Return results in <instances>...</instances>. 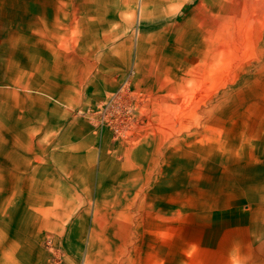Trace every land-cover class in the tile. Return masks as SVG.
Returning <instances> with one entry per match:
<instances>
[{"label": "rangeland", "instance_id": "1", "mask_svg": "<svg viewBox=\"0 0 264 264\" xmlns=\"http://www.w3.org/2000/svg\"><path fill=\"white\" fill-rule=\"evenodd\" d=\"M91 2L0 0V264L259 244L264 0Z\"/></svg>", "mask_w": 264, "mask_h": 264}, {"label": "crops", "instance_id": "2", "mask_svg": "<svg viewBox=\"0 0 264 264\" xmlns=\"http://www.w3.org/2000/svg\"><path fill=\"white\" fill-rule=\"evenodd\" d=\"M261 227L262 235H258L260 239L257 245H254V236H250L248 233L244 236L238 231H231L227 234L229 238L224 236L204 237L201 242L182 243L183 251L190 248L191 252L188 254L183 252L181 256L176 255L173 263L264 264V223Z\"/></svg>", "mask_w": 264, "mask_h": 264}, {"label": "bare ground", "instance_id": "3", "mask_svg": "<svg viewBox=\"0 0 264 264\" xmlns=\"http://www.w3.org/2000/svg\"><path fill=\"white\" fill-rule=\"evenodd\" d=\"M90 9H91V11H92V15L94 14V12H96V9L95 8H98V6H97V3H96V0H92V2L90 3ZM94 9V10H93ZM94 15H96L97 16V12L94 14ZM91 18V17H90ZM86 24H87V22H86Z\"/></svg>", "mask_w": 264, "mask_h": 264}]
</instances>
